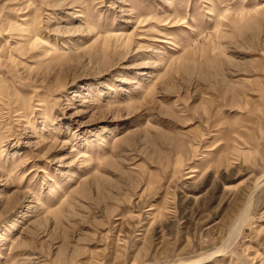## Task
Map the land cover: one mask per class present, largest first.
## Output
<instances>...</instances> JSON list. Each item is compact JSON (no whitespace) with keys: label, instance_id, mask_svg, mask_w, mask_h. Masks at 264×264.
I'll return each mask as SVG.
<instances>
[{"label":"rangeland","instance_id":"374dc122","mask_svg":"<svg viewBox=\"0 0 264 264\" xmlns=\"http://www.w3.org/2000/svg\"><path fill=\"white\" fill-rule=\"evenodd\" d=\"M0 264H264V0H0Z\"/></svg>","mask_w":264,"mask_h":264},{"label":"bare ground","instance_id":"6f19581e","mask_svg":"<svg viewBox=\"0 0 264 264\" xmlns=\"http://www.w3.org/2000/svg\"><path fill=\"white\" fill-rule=\"evenodd\" d=\"M244 221V220H243Z\"/></svg>","mask_w":264,"mask_h":264}]
</instances>
